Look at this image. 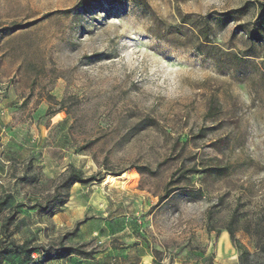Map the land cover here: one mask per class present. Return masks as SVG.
<instances>
[{"label": "rangeland", "instance_id": "374dc122", "mask_svg": "<svg viewBox=\"0 0 264 264\" xmlns=\"http://www.w3.org/2000/svg\"><path fill=\"white\" fill-rule=\"evenodd\" d=\"M260 2L0 0V192L49 249L0 231L3 264H264ZM70 165L105 175L71 187L73 226L28 216ZM83 219L65 243L92 256L56 258Z\"/></svg>", "mask_w": 264, "mask_h": 264}, {"label": "trees", "instance_id": "16d2710c", "mask_svg": "<svg viewBox=\"0 0 264 264\" xmlns=\"http://www.w3.org/2000/svg\"><path fill=\"white\" fill-rule=\"evenodd\" d=\"M260 7V15H261V21L264 20V2L259 3ZM219 111V107L215 106L214 103L211 104V107L209 108V112L211 115H215ZM105 178L104 174L93 173L91 175H86L85 172L74 165H70L68 169L63 173V177L61 180L60 185L56 187L55 193L51 196H48L44 201H36L31 208L37 209L40 213H50L54 209L59 208L63 205H65L70 197V189L73 185L76 183H80L83 185H88L92 182L96 181H103ZM170 183L166 187V196L170 193ZM64 189V193L61 192V189ZM12 199L11 193H5L0 196V214L3 213L5 210H9L8 214L4 216L2 222H1V234L7 238L10 239V244L13 246V248L17 251H20L22 253H26L28 259L32 260V256H34L35 252L39 251L43 254H46L49 252V249H47L44 245H31L35 241L31 240H25L22 243H18L13 238L14 233L18 230V216L19 212L16 211V209H13L12 206H10V202ZM16 208L25 206V203L19 202L16 205ZM86 222L85 219L80 220L76 223V226L74 230L70 233H67L62 236V238L58 241L57 246L58 249L55 250L58 252V255L56 258L60 259L65 256L69 255H79L82 257L89 258L92 256L91 251H87L84 249L85 244H78V245H71L65 243V241L68 240L69 236L78 232L79 227L81 224ZM231 236L234 238V233L231 231ZM11 249H9L7 246L2 245L0 246V264H3L4 260L6 259L7 255L9 254ZM208 264H213L212 262Z\"/></svg>", "mask_w": 264, "mask_h": 264}, {"label": "crops", "instance_id": "0c3cea01", "mask_svg": "<svg viewBox=\"0 0 264 264\" xmlns=\"http://www.w3.org/2000/svg\"><path fill=\"white\" fill-rule=\"evenodd\" d=\"M1 135H2V133L0 134V136ZM9 141H10V139L7 140L8 143H9ZM5 156H6V153H1V151H0V174H2V175H6L8 173V171H9V163L11 162V155H8V157H5ZM76 184H78V183H76ZM11 192H13L11 190V188L10 189H6L5 191H1L0 192V196L5 194V193H11ZM70 198L71 199H69L68 202L65 205L59 207L58 211H56V209H54L50 213H42L41 214L42 215V219L44 220L45 218H49L50 215L54 213L52 216H53L55 222H57L59 227L60 226H67V227L73 226V224L79 218L78 216H76V214L78 212L82 213L84 211V209L82 207V205H83L82 203H77L76 202L77 199H75V203L76 204L70 205L72 203L73 196H71ZM31 207L29 209L28 216L33 217L34 213H37L38 210L34 209V208H31ZM23 216H24V214L18 216V218H23ZM28 220H29V217L27 218V221ZM27 221H26V223L24 225V228H27V227L32 228L34 225H36V224H31L30 222H27ZM105 224H106L105 222L102 223V225L100 226V229L98 231H94L93 234H99V232L101 230H103ZM31 237H36V234H33ZM35 242H39V240L37 239V240H35ZM70 256H73L74 258L77 257V255H69V256H67V258H70ZM81 259L85 260V259H88V258H81ZM76 262H78V261H73L72 264H76ZM66 264H68L67 263V259H66ZM79 264H83V263L79 262Z\"/></svg>", "mask_w": 264, "mask_h": 264}, {"label": "built area", "instance_id": "2783aa9c", "mask_svg": "<svg viewBox=\"0 0 264 264\" xmlns=\"http://www.w3.org/2000/svg\"><path fill=\"white\" fill-rule=\"evenodd\" d=\"M35 255V254H34Z\"/></svg>", "mask_w": 264, "mask_h": 264}]
</instances>
